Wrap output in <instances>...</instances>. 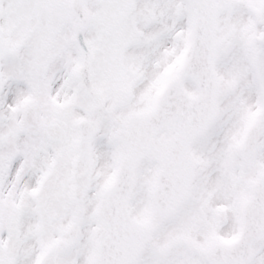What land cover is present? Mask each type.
Returning a JSON list of instances; mask_svg holds the SVG:
<instances>
[{"label": "snow or ice", "instance_id": "obj_1", "mask_svg": "<svg viewBox=\"0 0 264 264\" xmlns=\"http://www.w3.org/2000/svg\"><path fill=\"white\" fill-rule=\"evenodd\" d=\"M0 264H264V0H0Z\"/></svg>", "mask_w": 264, "mask_h": 264}]
</instances>
